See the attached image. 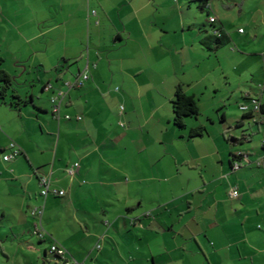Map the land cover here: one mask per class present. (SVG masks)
Listing matches in <instances>:
<instances>
[{"label":"crops","instance_id":"crops-1","mask_svg":"<svg viewBox=\"0 0 264 264\" xmlns=\"http://www.w3.org/2000/svg\"><path fill=\"white\" fill-rule=\"evenodd\" d=\"M201 1L0 0V70L11 78L0 100V264H53L51 244L82 264H264V147L248 146L264 140V115L223 113L226 129L189 138L199 115L179 130L169 113L177 85L199 112L208 88L237 108L264 102V84L246 83L252 59L264 73V0ZM213 31L229 43L209 52L200 42ZM242 134L250 142L227 140ZM11 143L20 154L4 162ZM237 153L249 163L233 171ZM41 177L65 195L41 198Z\"/></svg>","mask_w":264,"mask_h":264},{"label":"built area","instance_id":"built-area-1","mask_svg":"<svg viewBox=\"0 0 264 264\" xmlns=\"http://www.w3.org/2000/svg\"><path fill=\"white\" fill-rule=\"evenodd\" d=\"M205 7L207 8L208 5L206 4ZM92 13L94 14V12H92ZM214 22H215L214 18H209L210 24H213ZM239 32L241 33L242 30H239ZM212 35L219 36V33L217 31H213ZM88 79H89L88 75L86 73H82L75 80L65 83L64 87L66 88L67 91H69L70 89H73V88H80L83 86V84ZM49 89H50V87L48 86L46 90H49ZM65 93L66 92L58 91V92L54 93L50 98L51 115L57 120L60 118L59 114H60L61 104H62V100L65 96ZM246 101L247 102L240 104L238 109L244 115H251V117L253 118L254 116H256L258 114V112L260 110L261 102L257 97H246ZM120 111H122V108H120ZM63 119L64 120H70V117L66 115L63 117ZM76 120L79 121L80 117H76ZM252 120L255 121L254 119H252ZM261 145H264V140H263ZM19 154H20L19 148L14 143H11L8 146L7 150L4 151V153L2 155V159L4 162H8V161L18 157ZM248 163H249V161H248V158L246 155H244L242 153H237V154H235V158L231 164L232 170L236 171ZM78 168H79V164L74 163L65 169V174L68 177H74ZM39 186H40L39 195L43 199H46L49 196L63 197L65 195L64 191H58V190H54V189L50 188L51 187V181L48 177L39 178ZM237 196H238V192L235 188H232L228 193L229 199H236ZM42 215H43V208L42 207H36V208L31 209V211H30V216L35 220L33 235H35L38 238L43 237V230L41 227ZM49 254L53 258V261H54L53 264H82L81 262H78L75 259L69 257L67 252L63 248H61L55 244L50 245Z\"/></svg>","mask_w":264,"mask_h":264},{"label":"trees","instance_id":"trees-1","mask_svg":"<svg viewBox=\"0 0 264 264\" xmlns=\"http://www.w3.org/2000/svg\"><path fill=\"white\" fill-rule=\"evenodd\" d=\"M203 8L206 6L205 0H202ZM201 1V2H202ZM219 36H206L200 43L209 52H216L220 48L226 46L229 43L228 37L218 32ZM11 88V78L4 71L0 70V100L5 98L6 93ZM12 101L20 102L18 97L11 96ZM22 104H27L23 101ZM171 110H172V124L175 128L183 130L186 128L187 119H194L199 115V110L197 106V100L194 96L187 95L181 85H177L174 91L173 99L171 100ZM264 115V102L260 105V110L256 116ZM252 118L251 115H244L242 119ZM223 121V120H221ZM239 123H236L234 127L237 129ZM206 133V129L203 126L197 125L191 128L188 133L189 138H198ZM251 135H240L239 138H228L227 140H232L235 144L241 145L250 142ZM264 145H262V148ZM235 158V155H231V164Z\"/></svg>","mask_w":264,"mask_h":264},{"label":"rangeland","instance_id":"rangeland-1","mask_svg":"<svg viewBox=\"0 0 264 264\" xmlns=\"http://www.w3.org/2000/svg\"><path fill=\"white\" fill-rule=\"evenodd\" d=\"M255 62L258 64H256ZM261 63H262L261 60L252 59V65H253L252 72H253L254 80H250L249 77L248 79H246V83L248 85L251 84V86H253L251 88H256L257 84H260V85L264 84V73L262 70V66L260 67ZM248 85H246L245 88L249 87ZM217 89H218L217 93H214V90L212 89L210 90L209 88L207 91L204 92L203 98L200 99L199 106L201 108V111L199 112V117L197 118V120L201 122L203 126H205L206 131H210L211 134H214V135L216 133H219L224 128L225 129L227 128L226 127L227 125L223 123V121L220 120L221 114L225 113L227 120H228L227 122H230V123L234 121L236 117L240 116V112L237 108V105L234 99H228L229 94L226 90L223 91L219 87ZM215 104H217L216 106H219L221 108L219 112L217 111V109H214ZM169 113H171V119H172L171 106H169ZM120 126L123 127V124L120 123ZM245 126L246 128L248 127L246 125V122H245ZM239 131L240 130H237L238 133ZM233 138L235 137H231L230 139H233ZM204 139H207V138H203V143H205L204 141H206ZM199 141H201V138L199 139ZM262 142H263L262 136L258 135L254 138V143L248 146H253V147L260 146Z\"/></svg>","mask_w":264,"mask_h":264}]
</instances>
